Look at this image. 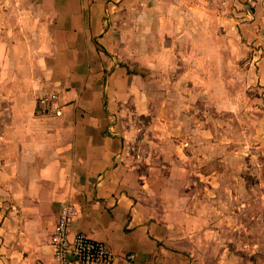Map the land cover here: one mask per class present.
Returning <instances> with one entry per match:
<instances>
[{
    "label": "crops",
    "instance_id": "obj_1",
    "mask_svg": "<svg viewBox=\"0 0 264 264\" xmlns=\"http://www.w3.org/2000/svg\"><path fill=\"white\" fill-rule=\"evenodd\" d=\"M215 1L229 19L213 7L206 31L167 0H35L48 21L29 51L8 18L10 0H0V264H54L51 238L65 202L76 210L70 235L107 244L112 264H189L169 224L183 214L149 196L120 110L137 94L138 53L163 59L147 48L154 37L199 51L206 37L216 46L222 29L232 47L235 29L264 90V0ZM51 94L63 105L59 117L38 104Z\"/></svg>",
    "mask_w": 264,
    "mask_h": 264
},
{
    "label": "rangeland",
    "instance_id": "obj_2",
    "mask_svg": "<svg viewBox=\"0 0 264 264\" xmlns=\"http://www.w3.org/2000/svg\"><path fill=\"white\" fill-rule=\"evenodd\" d=\"M17 1L10 0L8 18L30 51L48 19L35 0H20L16 7ZM167 2L185 6L186 16L202 28L212 21L213 7L221 22L229 19L219 1ZM217 36L216 46L206 37L199 51L198 45H169L154 37L147 48L163 59L144 60L150 52L138 53L132 69L137 94L120 110L126 126L121 134L141 156L137 163L146 164L141 175L150 184L149 196L161 209L183 214L169 224L183 236L189 264H264V90L251 49L236 44L237 30L232 47L224 45L227 29Z\"/></svg>",
    "mask_w": 264,
    "mask_h": 264
},
{
    "label": "built area",
    "instance_id": "obj_3",
    "mask_svg": "<svg viewBox=\"0 0 264 264\" xmlns=\"http://www.w3.org/2000/svg\"><path fill=\"white\" fill-rule=\"evenodd\" d=\"M39 105L46 114L56 117L62 115L63 105L57 94L43 96L39 99ZM75 216L74 206L69 202L63 203L51 238L54 264H112L114 255L107 244L84 233L70 235ZM128 259L133 260L134 256Z\"/></svg>",
    "mask_w": 264,
    "mask_h": 264
}]
</instances>
